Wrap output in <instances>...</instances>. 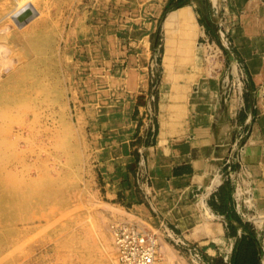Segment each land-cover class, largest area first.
<instances>
[{"label":"crops","instance_id":"obj_1","mask_svg":"<svg viewBox=\"0 0 264 264\" xmlns=\"http://www.w3.org/2000/svg\"><path fill=\"white\" fill-rule=\"evenodd\" d=\"M172 1L129 16L137 22L119 25L112 45L110 30L98 37L109 91L102 115L81 114L98 136L106 195L171 231L199 264H264V0H186L199 26L183 30L160 70L150 41Z\"/></svg>","mask_w":264,"mask_h":264},{"label":"rangeland","instance_id":"obj_2","mask_svg":"<svg viewBox=\"0 0 264 264\" xmlns=\"http://www.w3.org/2000/svg\"><path fill=\"white\" fill-rule=\"evenodd\" d=\"M116 1L111 0L108 10L106 6L103 26L98 25L86 40L78 22L84 18L87 24L94 23L95 0H0V87L9 89V101L14 102L9 103V118L2 115L9 123L0 124V132L6 142L16 143L14 154L8 153L4 156L6 163H0V264H80L79 255L85 251L81 242L86 240L94 248L90 264H114L108 228L117 214L128 217L125 219L130 222L125 223L136 222L142 230L156 232L159 243L163 240L167 244L173 260L169 263L163 253L157 264H199L185 244L168 236L165 227L156 229L133 221L124 210L120 213L104 208L125 205L121 198L113 200L106 195L105 170L97 157L98 136L86 128L84 115L79 114L85 105L92 109L82 92L87 83L76 74L86 76L90 71L80 55L87 52L89 40L97 44L101 41L96 36L102 38L104 28H110L105 39L112 45L119 25L134 23L129 16L139 11L155 15L149 0ZM199 1L205 8V0ZM187 4L186 0L170 2L151 37V64L160 70L165 48L164 18L169 11ZM122 11L126 14L118 19ZM34 40L39 45L29 50ZM18 87L25 89L27 101L25 93L23 98L13 96ZM96 114L100 116L92 113ZM7 123L9 132L4 128ZM26 201L30 205H25ZM120 221L124 219L115 222Z\"/></svg>","mask_w":264,"mask_h":264},{"label":"bare ground","instance_id":"obj_3","mask_svg":"<svg viewBox=\"0 0 264 264\" xmlns=\"http://www.w3.org/2000/svg\"><path fill=\"white\" fill-rule=\"evenodd\" d=\"M96 1V7H95V11H96V13H97V15L95 16V17H92V18H94V23L92 24V25H90V24H87L86 23V19L84 20V18L83 19H81L79 22H78V26H80V28L81 27H83L82 28V31H83V34H84V36L86 35V36H90L92 33H94V31H96V27H98V25H102L106 20H105V17L107 16L106 14V11H105V9H106V6H107V10H108V7H109V5L107 4V2L109 1V0H95ZM152 4L154 3L155 4V0H149ZM145 2V1H144ZM149 2V3H150ZM158 2H162V0H158ZM147 3H148V1H147ZM147 3H146V5H147ZM148 3V4H149ZM107 4V5H106ZM110 4V3H109ZM136 5V4H135ZM151 7H152V5H151ZM147 8V7H146ZM154 8H151V10H153ZM141 10H142V7H141ZM138 11H139V9H138ZM145 11V10H144ZM100 12H101V15H100ZM124 12V11H123ZM132 12H136V10L135 9H133V11ZM131 12V13H132ZM193 11H191L188 7H181L180 9H175V10H172V11H170L169 12V14L167 15V17H166V20L164 21V23H163V29H164V32L166 33V56L164 57V59H163V61H164V65H165V67H167L168 69H169V67L171 66V64L173 63V45H174V43L176 42V39H181V34L183 33V30H186V33L189 31V29H190V26H192L194 29L197 27V25L199 26V24H198V22H197V19H196V16H195V13H192ZM130 13V12H129ZM134 13H132V14H134ZM141 13V12H140ZM123 14H126V12L125 13H123ZM137 14V13H136ZM146 14V13H145ZM135 15V14H134ZM153 15V14H152ZM138 16V15H137ZM136 16V17H137ZM141 16V15H140ZM89 17H90V14H89ZM135 17V16H134ZM135 17V18H136ZM139 17V16H138ZM146 17H148V16H146ZM86 18V17H85ZM131 19L133 20V18L131 17ZM132 20H130V21H132ZM88 21V20H87ZM137 22V21H136ZM149 22V21H148ZM133 24V23H132ZM134 24H135V21H134ZM137 24V23H136ZM190 24V25H189ZM103 26V25H102ZM136 26V25H135ZM91 27H92V29H91ZM137 27V26H136ZM99 28V27H98ZM103 28V27H102ZM129 29V28H128ZM137 29V28H136ZM78 30V29H77ZM104 30L106 31V32H108L109 30L107 29V28H104ZM100 31H101V28H100ZM96 33V32H95ZM103 34V33H102ZM107 34V33H106ZM223 34V33H222ZM94 35V34H93ZM96 36V35H95ZM94 36V37H95ZM101 36V35H100ZM99 36V34H98V36H96L97 38L98 37H100ZM78 37V36H77ZM95 37V38H96ZM89 38V37H88ZM143 38V37H142ZM80 39V38H79ZM92 39V38H91ZM87 40V39H86ZM86 40H85V42H86ZM93 42V43H92ZM98 42V41H97ZM97 42L96 41H91V40H89L87 43H88V48H87V52H85L84 54H83V56L82 55H80V58H84L85 60H86V68L87 69H90V71L88 72V71H86L87 73V75L85 76V75H81V73H76L78 76H79V78L82 76V79H84L83 80V82H85V83H87V84H84V86H83V88H84V90H82V92L84 91L85 93V97H86V99H87V101H89L88 102V104L92 107V109H94L93 110V112H95L96 111V113L98 112L99 114H101L102 115V109H101V106H102V104H103V102H106V100H105V97L104 96H106L107 95V93H108V89H109V87H108V84H107V81H108V79H107V77H106V70L104 71L103 70V68H102V65H103V62L105 61V57H104V59H103V56H106L107 57V55H108V50H107V48L106 49H104V51H103V49H102V42H99L98 44H97ZM104 43V42H103ZM38 45H39V43H38V41L37 40H34L33 42H32V45H30L29 47H28V49L29 50H35V48H37L38 47ZM25 46V45H24ZM224 47H226V45L224 46ZM164 48V47H163ZM24 51H25V49H24ZM102 51H103V54L101 55V53H102ZM115 52V51H114ZM87 53V54H86ZM116 53V52H115ZM114 53V54H115ZM110 55H113V51H111L110 52ZM82 56V57H81ZM91 58L90 60H91V63H89L88 62V58ZM103 74H104V76L105 77H103ZM189 77V76H188ZM10 84V83H9ZM11 85V84H10ZM15 86V85H14ZM3 86H1L0 87V116L2 117V115H8L7 117L9 118V114H8V112H9V103H12L13 101L12 100H10V101H12V102H10L9 101V96H10V94H9V89H5V87L4 88H2ZM2 88V89H1ZM9 88H10V86H9ZM15 88H16V86H15ZM14 91V97L16 98V99H19V98H21V96H22V94L23 93H25V101H27V93L25 92V89L24 88H19L18 87V89H15V90H13ZM50 91V90H49ZM49 91H47V89H45V92H49ZM114 94V93H113ZM113 94H111V95H113ZM117 94V93H116ZM12 96V95H11ZM108 97V96H107ZM10 98H13V97H10ZM22 98H23V96H22ZM14 99V98H13ZM117 101V100H116ZM16 102V101H15ZM110 102V101H109ZM14 103V102H13ZM24 103V102H23ZM108 103V102H107ZM13 105V104H12ZM23 105H25V107H26V102H25V104H23ZM23 105H21V107H24ZM94 106V107H93ZM111 106V105H110ZM120 106V105H119ZM18 107H20V106H18ZM20 107V108H21ZM97 107V108H96ZM107 107V106H106ZM12 108V107H11ZM16 108V107H15ZM19 108V109H20ZM13 109V108H12ZM22 109V108H21ZM20 109V110H21ZM107 109V108H106ZM19 110V111H20ZM23 110V109H22ZM21 110V111H22ZM25 110V109H24ZM23 110V111H24ZM20 111V112H21ZM115 111V110H114ZM120 111V110H119ZM14 112V111H13ZM18 112V111H17ZM16 112V114H18ZM106 112V111H105ZM112 112V111H111ZM110 112V113H111ZM15 113V112H14ZM123 113V112H122ZM22 114H23V112H22ZM81 114V113H80ZM107 114V113H106ZM114 114V113H113ZM119 114V113H118ZM11 115V114H10ZM13 115V114H12ZM14 116H15V114H14ZM116 116V115H115ZM7 117H6V119H7ZM12 117V116H11ZM10 117V118H11ZM79 117H80V119H81V115H79ZM123 118V117H122ZM8 122L9 123V121L8 120H5L3 117L0 119V124L2 125H4V123L5 122ZM10 121H11V119H10ZM16 121V120H15ZM2 122V123H1ZM119 122V121H118ZM8 123L7 124H5V127L4 128H6L7 127V130H6V132L8 131ZM20 123V122H19ZM120 124H121V122H120ZM0 125V126H1ZM112 126V125H111ZM114 126V125H113ZM117 126H119V125H117ZM121 126V125H120ZM2 128V127H1ZM114 128V127H113ZM9 132V131H8ZM1 133V136H0V163H6V161H5V159L4 158H6V157H4L5 155H7L8 153H12V154H14L13 153V151H15L16 149V143L15 142H9V141H7L6 142V138L4 139V138H2V132H0ZM7 134V133H6ZM4 135V134H3ZM113 136H115V135H113ZM121 136V135H120ZM119 136V137H120ZM6 137H7V135H6ZM115 138H116V136H115ZM103 139V138H102ZM101 139V140H102ZM103 140H105V139H103ZM117 142V141H116ZM103 143V142H102ZM103 145V144H102ZM101 145V146H102ZM107 145H109V144H107ZM100 146V147H101ZM103 147V146H102ZM107 149V148H106ZM9 150H11V152H8ZM117 150V149H116ZM18 152H20V151H18ZM21 154V153H20ZM101 154V153H100ZM103 154V153H102ZM108 154V153H107ZM106 154V155H107ZM99 155V154H98ZM104 155V154H103ZM114 155V154H113ZM104 157H105V155H104ZM110 157V156H109ZM58 170V169H57ZM43 172V171H42ZM44 174H45V176H46V171L44 170ZM43 177H44V175H42ZM29 183H31V180L29 181ZM55 183V182H54ZM33 184V183H32ZM55 184H57V183H55ZM28 190H29V188H28ZM25 192H26V190H25ZM28 193H30L29 191H27ZM42 192H43V190L41 191V193H40V197H41V195H42ZM25 194H27V193H25ZM30 196H31V194H29ZM30 196H29V198H30ZM26 199L28 198V195H27V197H25ZM25 199V200H26ZM95 199V198H94ZM97 199V198H96ZM86 200H88V199H86ZM27 202V204L25 203V205H30V204H28V201H26ZM99 205H101V204H99ZM93 206V205H92ZM103 208V207H102ZM106 210H109V209H114V210H117L118 212H122V210L120 209V208H116V207H104ZM123 213V212H122ZM112 218H113V216H112ZM116 219L115 220H113L114 222L110 225V228H108L109 229V231H110V234H111V245H112V249H113V251H114V255H115V258H114V264H119V254H120V248H119V245H117V243H116V241H115V238H114V234H113V227H114V225H126V226H129V225H131V226H134V227H138V229L139 230H142L140 227H139V225H138V223H136V222H134L133 224H131V223H125V222H130V221H127V219H125V215H120V214H117L116 215V217H115ZM120 219H124V222H115V221H119ZM109 220V219H108ZM107 220V221H108ZM137 220H139V219H137ZM134 221V220H133ZM132 221V222H133ZM156 233V232H155ZM156 235H157V251H158V254L159 255H162L163 253L167 256V259H168V261H169V263H170V261H172L173 260V253L171 254L170 253V251H169V248H168V246H167V244L162 240V242L161 243H159V240H158V234L156 233ZM80 242V241H79ZM83 245H84V247H85V251L84 252H82L80 255H79V260H81V262H80V264H90V254L91 253H93V250H94V248H92V244L90 243V241L88 240H86V241H83V242H81ZM60 248V247H59ZM69 248H70V246H69ZM68 248V249H69ZM160 256H158L157 257V259L154 261V263L153 264H157V260H158V258H159ZM161 258V257H160ZM264 261V260H263Z\"/></svg>","mask_w":264,"mask_h":264},{"label":"built area","instance_id":"obj_4","mask_svg":"<svg viewBox=\"0 0 264 264\" xmlns=\"http://www.w3.org/2000/svg\"><path fill=\"white\" fill-rule=\"evenodd\" d=\"M232 90L235 92L234 85H232ZM240 132L238 133L236 144L238 150L242 148L240 142L243 134L242 131ZM166 233L176 242H181L175 239L171 231L166 230ZM113 234L120 248L119 264H153L159 256L155 232L139 230L138 227L131 225H114Z\"/></svg>","mask_w":264,"mask_h":264},{"label":"water","instance_id":"obj_5","mask_svg":"<svg viewBox=\"0 0 264 264\" xmlns=\"http://www.w3.org/2000/svg\"><path fill=\"white\" fill-rule=\"evenodd\" d=\"M30 17H27L25 20L29 19Z\"/></svg>","mask_w":264,"mask_h":264}]
</instances>
